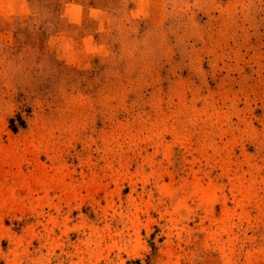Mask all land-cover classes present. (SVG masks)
Listing matches in <instances>:
<instances>
[{
	"label": "rangeland",
	"instance_id": "374dc122",
	"mask_svg": "<svg viewBox=\"0 0 264 264\" xmlns=\"http://www.w3.org/2000/svg\"><path fill=\"white\" fill-rule=\"evenodd\" d=\"M0 264H264V0H0Z\"/></svg>",
	"mask_w": 264,
	"mask_h": 264
}]
</instances>
